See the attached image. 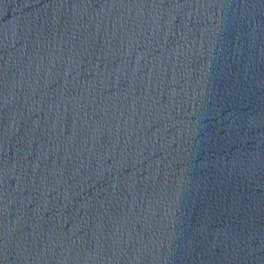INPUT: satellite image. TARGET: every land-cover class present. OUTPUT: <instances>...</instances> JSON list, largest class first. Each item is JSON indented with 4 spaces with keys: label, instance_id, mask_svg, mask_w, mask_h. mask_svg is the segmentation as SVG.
I'll return each mask as SVG.
<instances>
[{
    "label": "water",
    "instance_id": "obj_1",
    "mask_svg": "<svg viewBox=\"0 0 264 264\" xmlns=\"http://www.w3.org/2000/svg\"><path fill=\"white\" fill-rule=\"evenodd\" d=\"M0 264H264V0H0Z\"/></svg>",
    "mask_w": 264,
    "mask_h": 264
}]
</instances>
